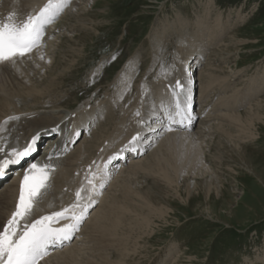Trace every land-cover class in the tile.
Masks as SVG:
<instances>
[{
  "label": "bare ground",
  "instance_id": "1",
  "mask_svg": "<svg viewBox=\"0 0 264 264\" xmlns=\"http://www.w3.org/2000/svg\"><path fill=\"white\" fill-rule=\"evenodd\" d=\"M75 1L71 0L70 6ZM213 1L204 0L203 3L199 1L202 6L199 11L193 12L192 18L182 13L172 22L159 21L154 31L151 43L153 46L151 48L158 57L163 52L170 50L171 47L169 48V46L173 44L180 48L178 51L180 61L176 65L177 69L174 71V77L180 79L188 89L191 86V79L192 81L194 80L192 73L197 71L205 60H209L207 57L211 56V54L207 53V49L220 45V42L222 43V49L230 48L231 50L232 48L236 50L239 48L242 41L236 40V34L233 32L237 29V26H242L249 19V13L245 16L241 15L240 12H243L242 6L230 9L226 19H224L221 11V13H218V9L215 11V3ZM46 2L47 0H0V20H4L9 14L15 13L16 21H23L28 14L38 11ZM90 4L92 8H96L99 6V1H94ZM85 9H82V13L77 14L78 17L73 19H69V11L66 9V12L64 11L65 14L62 17L60 16V20L58 19L59 21L55 22L58 23L49 26L51 29L47 31L45 38L49 39L58 31H61L60 28L64 26L67 28H63L66 33L60 32L61 34L58 33L54 40L47 42L48 44L43 43L39 53L34 52L29 58L18 61L14 66L11 64L0 65V147L4 148L6 152L10 151L12 147L23 148L34 135L51 133L53 128L55 130L58 129L60 132L71 127L70 132H73L72 138L61 144L62 150L59 152L56 149L57 153L59 152L61 155L60 158L58 157L59 155L50 156V159L39 158V163L41 164L51 163L54 166V171L51 172L50 180L48 181L49 187L38 199L33 216L28 218L29 222L40 215L59 211L73 203L75 192L81 185L85 184V176L89 173L90 168L92 172L98 173L102 177L106 172L105 185L109 177L113 175V172L119 171V169L117 171L113 170L114 167L117 168L115 165L117 163L115 162H111V164L115 165L114 167L112 165V168L109 169L108 167L105 170L104 166L108 164L109 157L119 153V156L123 155L122 159L128 162L125 165L122 164L123 162L120 163L119 168L121 165L123 166L118 175L122 174L118 176V179L116 177L111 182L105 195L100 199V205L93 212V216L89 218L83 229L77 231L75 235L77 243L64 246L59 251L43 259L40 264H125L129 257L128 253L135 251L133 249L143 240L144 230L151 228L149 215L163 216V211H157L159 208L154 205L157 204L159 199L156 193H160L159 187H168L174 182L173 180L178 181L180 175L185 171L190 176L194 174L198 167H201L204 163L202 158L205 156L201 149L209 141H212L211 143L214 146V152L211 154L210 159L216 165L211 166L213 173L203 172V174L207 176L218 175L221 172L218 164L225 155L230 157V159L227 158L232 164L239 165L240 168L243 167L242 170L246 173L254 177H260L262 185H264V171L258 174L253 169L254 167L251 168L246 163V155L252 154L245 149L249 145H244L245 148L242 145V147L239 146V142L243 138H246L244 144L252 140L253 129L259 127V125L264 127V98L250 104L243 112L219 113V115L214 117L215 121L212 122L213 124L210 127L207 126L199 130L201 126H204V121L209 117L211 118L210 113L215 111L214 113L216 114L220 111L221 108L219 106L224 109H230L231 107H226L230 102H235L236 104L237 96L234 98L224 97L216 105L211 101L210 103L213 104L211 105L212 111H208L209 116L207 117V95L204 96L202 94L203 91L210 88L214 92L217 91L213 94H220V90H226L223 89L222 85L230 81V78L227 80L229 75L224 74L225 70L221 67L198 70L200 74L197 72L198 85L201 87L199 90V99L201 100L199 106L204 103L201 109L203 115L199 114V116H204V118L200 120L197 130L192 133L180 131L169 133L161 126L162 113L158 109L161 110V101L165 100V103H167L165 98L168 96L167 92L170 89L168 85L173 83L171 80L154 83V79L159 77L146 79L145 82L152 80L151 83L146 84L144 82L142 86L138 87L140 90L141 88L143 89L144 93L142 95L146 92L147 95H145L147 97L140 105H131L130 109L124 111V117L115 118L121 115L120 113L115 115L119 108L118 106L115 109V103L120 105L124 101H122L121 89L119 93L117 92L118 94L108 97L105 103L92 105V102L99 98L95 97V99L92 98L89 101L90 103L85 102L76 110H61L50 113L53 111L47 110L48 106H60V96L65 92L62 89L66 85L64 84L66 78L61 77L62 74L75 65L73 63L76 60L77 62L79 61L82 55H80V52L82 53L84 46L94 34V27L85 25L92 22L89 16L93 14ZM234 12L237 15L236 19H232ZM66 21L69 24H66ZM73 27L76 28L75 30H83V32L77 36H70L68 33L73 31ZM223 38H225L224 41L222 40ZM60 39L64 42H60L54 47L60 51L69 49L70 54L62 55L58 53L55 59L49 62L47 59L50 49ZM41 54L43 59L39 58ZM152 54L154 55V53ZM138 57L136 55V58ZM192 60H195V62L191 63ZM46 63L51 69L49 70L50 72H46L47 69L45 70L39 66V64L43 65ZM43 75L45 77H42ZM203 78L206 81V86L200 83L201 80H204ZM249 82V86L247 83L245 84L248 86L245 95L251 99L253 96L259 95L261 90H264V66L262 74L257 79H252ZM233 89L235 88L233 87ZM234 95L232 94V96ZM11 100H13L12 104L14 105L13 111L10 110L12 104L7 106ZM49 100L54 101L48 103ZM249 103H251V100ZM20 104L24 107H21ZM90 106L91 108L87 111ZM137 111L141 113L140 117L135 115ZM67 114H69L67 120L62 125L56 126L57 122L63 120ZM10 117H17V119H9ZM194 117L195 119L197 118L196 114H194ZM107 119L108 122H105ZM90 123L94 124L95 128L90 137H88L89 134L86 133L90 130ZM109 124L111 126H108ZM79 128L84 130L86 140L80 143L70 154L62 155L61 152L63 150L70 151L67 144L70 145ZM108 131L110 132L107 133ZM120 131L123 133L120 134ZM137 133L140 134L141 139L133 146L129 142ZM211 135H214V137L199 142L202 136L210 137ZM104 136L106 138H102ZM49 140L51 141L52 139ZM49 140L39 139L37 145ZM152 141L154 143H150ZM150 144L158 145V148L152 151L151 149L155 147L152 146L153 148H150ZM224 144L228 147L226 152L221 147ZM130 147L135 148V156L131 153L130 158L125 159L127 157L125 151L129 150ZM178 149H181L183 153L175 152ZM139 150L142 152H139ZM149 150H151L149 154L143 157ZM177 155H179L178 158ZM199 157L202 158L200 159ZM234 157L237 160L232 161ZM236 161H239V164ZM20 169L12 168L11 171H15L17 176H13L10 171L14 181L3 191H0L1 226L6 223L11 213L15 210L20 189L18 185H20L25 171L24 169L19 174ZM125 171L127 175L131 174V176L128 177L123 173ZM133 174H139L140 179L141 177L149 178L145 189L138 188L140 180L139 178L136 179ZM173 175H176L175 179H171ZM216 180L208 178L204 182L209 184L210 181L214 183ZM261 180L257 181L261 183ZM96 183L98 186L100 180L97 179ZM189 185L188 180L184 179L181 187L187 190ZM100 189L98 187L97 190L99 191ZM160 199H165V196ZM65 222L62 221L61 223ZM127 232H131V234H127ZM135 233H139L141 236L136 237V239L133 236ZM82 243L86 246L80 247ZM129 245L132 247L131 249L128 248L130 247ZM184 255L185 252L182 256ZM256 258L259 259L256 262H252V264L258 262L264 264V254L260 257L256 256ZM180 260L181 257H178L174 264H179ZM189 263H193V261Z\"/></svg>",
  "mask_w": 264,
  "mask_h": 264
},
{
  "label": "rangeland",
  "instance_id": "2",
  "mask_svg": "<svg viewBox=\"0 0 264 264\" xmlns=\"http://www.w3.org/2000/svg\"><path fill=\"white\" fill-rule=\"evenodd\" d=\"M94 1H99V6L96 8H92L90 4ZM199 1L204 2V0H76L67 9L69 19L78 17L77 14H81L82 9L86 8L85 10H89L93 15L89 16L92 22L85 25L94 27L95 31L84 46L82 53L80 52L82 55L79 61L76 60L73 63L75 65L61 76L66 78L64 82L66 85L62 89L65 92L60 96V106H48L47 110L53 111L50 113L61 110H76L81 104L90 103L89 101L95 97L99 98L95 99L92 105L102 104L108 100V97L119 93L121 89V97L124 101H121L120 105L115 103V109L119 106L115 115L121 114L115 117L117 119L124 117V111L130 109L131 105L138 106L147 97L146 92V95H142L143 89L138 88L146 79L159 77L154 79V83L180 80L174 77L176 65L180 61L178 58L180 48L173 44L169 46V48L171 47L170 50L163 52V54L160 53L161 56L158 57L151 48L153 46L151 43L156 24L159 21L172 22L182 13L192 18L193 12L199 11L202 6ZM75 3L77 5L74 6ZM213 3H215V11L218 9V13L222 12L224 19H226L228 11L237 8V6L238 8L243 7V12H240L242 16L249 13V19L242 26H237L234 32L232 31L236 34V40L242 41L237 48L238 50L236 49L237 51L232 48L231 50L230 48L222 49L220 42V45L209 48L208 54H211L210 57H207L209 60H205L204 64L199 66L198 70L201 71L221 67L225 70L224 74L229 75L227 80L230 78L228 83L222 85L223 89L226 90H220V94H213L217 91L214 92L210 88L204 91L205 95L210 92L206 103L212 101L216 105L224 97L234 98L235 96H237L236 104L239 103L236 105L235 102H230L226 106L231 107L230 109L219 106L220 111L216 114L210 113L211 118H207L204 121V126H201L199 130L207 126L210 127L215 121L214 117L219 113H240L247 109L250 104L264 98V90H261L259 95H256L257 97L253 96V99H249L245 95L250 84L249 81L257 79L263 71L264 0H214ZM232 16V19H236L237 15L235 13ZM65 23L69 24L67 21ZM63 28L67 29L66 26L61 27V31L47 39L46 44L54 40L58 33L65 32ZM75 29L73 27V31L68 34L77 36L83 32V30ZM61 40H57L51 47L47 59L49 62L55 59L58 53L70 54L69 49L60 51L54 47L60 42H64ZM222 40L224 41L225 38ZM227 49L228 51H226ZM136 55L137 57L140 55V57L136 58ZM113 56L116 58L112 59ZM194 62L195 60H192L191 63ZM162 64L169 69L167 78L160 76ZM39 66L47 69L46 72L51 70L47 63L39 64ZM198 70L192 73L195 80L194 85L196 84V86L193 85L195 89L198 87L196 76ZM198 73L200 74V71ZM151 81L147 80L145 83L149 84ZM201 83L206 86L205 79L201 80ZM246 83L248 86L245 85ZM234 91L235 93H233ZM231 93L235 95L232 96ZM250 100L251 103H249ZM51 101L54 100H49L48 103ZM12 103L13 100L7 106ZM213 104L210 103V106H207L210 107L208 111H212L211 105ZM20 106L24 107L22 104ZM90 108L91 106L87 110ZM10 110H14L13 104ZM113 120L112 122L115 121ZM105 122H108V119ZM120 132V134L123 133ZM252 134L253 141L244 144L246 138H243L239 142V146L249 145L244 147L252 153L246 155V163L251 168L254 167L253 169L260 174L261 171H264V127L259 125L252 130ZM213 137L214 135L202 136L199 142ZM211 142L209 141L202 146L201 152L204 153L205 157L199 158L204 159V163L198 167L194 174L190 176L185 171L180 175L178 181L173 180L174 182L168 187H159L160 193L156 192L159 199L154 205L159 208L157 211H163V216L149 215L151 228L144 230L143 240L133 249L135 251L128 253L129 257L125 264H174L178 257H181L179 264H252L259 259L256 256L260 257L264 254V185H262V180L260 177L246 173L242 170L243 167L240 168L239 165L232 164L228 160L230 157L227 156V158L225 155L218 164L222 173L214 176L203 174V172L213 173L212 167L216 165L210 159L214 152V146ZM154 147H152V151L158 148V145ZM221 147L225 152L226 149L228 150L226 144ZM151 150L145 153L143 157H146ZM175 152L183 153L181 149ZM178 157L179 155H177ZM235 160L237 159L234 157L232 161ZM236 162L239 164V161ZM123 173L126 174V171ZM133 175L136 176V179L139 178V174ZM127 176L130 177L131 174ZM175 178L176 175L171 177V179ZM208 178L217 180L207 184L204 181H207ZM114 179L113 177L112 181ZM184 179L190 183L187 190L181 187ZM139 180L138 188L145 189L149 178L141 177ZM257 180H261V183ZM111 182L102 189L103 196ZM162 196H165V199H160ZM127 234H131V232H127ZM133 236L136 238L141 234L135 233ZM132 240L134 241V239ZM81 246L86 245L82 243ZM128 248L131 249L132 247ZM184 252L185 255L182 256ZM190 261L193 263H189Z\"/></svg>",
  "mask_w": 264,
  "mask_h": 264
},
{
  "label": "snow or ice",
  "instance_id": "3",
  "mask_svg": "<svg viewBox=\"0 0 264 264\" xmlns=\"http://www.w3.org/2000/svg\"><path fill=\"white\" fill-rule=\"evenodd\" d=\"M70 5L71 0H47L43 7L28 14L23 21L17 22L15 13L0 20V65L14 66L34 52L39 53L47 28L54 24ZM39 58L43 59V55ZM168 75L169 69L162 64L160 76L167 78ZM168 87L170 99L167 103L161 101L160 105L161 126L169 132L190 130L195 119L191 108L190 89L186 88L181 80H176L174 85L170 83ZM135 115L139 117L141 113L137 111ZM38 139L39 134L34 135L23 148L12 147L7 152L0 147V177L31 155L36 150ZM140 139L141 136L137 133L129 143L134 146ZM118 158L119 153L109 157L108 163ZM104 168L107 169V164ZM52 171L54 166L51 163L39 162L30 163L25 169L15 210L6 223L0 226V264H40L49 255L50 248L70 241L86 219L89 208L95 203L94 195L97 194L98 187H104L106 178V172L102 177L90 168L85 176V184L75 192L73 203L59 211L40 215L29 222L28 218L33 216L38 199L49 187L48 181ZM97 179L100 180L98 186ZM62 221L66 222L61 223Z\"/></svg>",
  "mask_w": 264,
  "mask_h": 264
}]
</instances>
